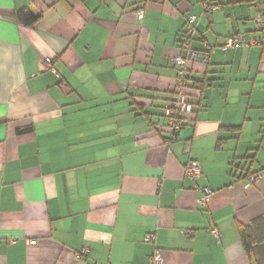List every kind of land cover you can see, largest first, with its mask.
I'll return each mask as SVG.
<instances>
[{"label":"crops","instance_id":"0c3cea01","mask_svg":"<svg viewBox=\"0 0 264 264\" xmlns=\"http://www.w3.org/2000/svg\"><path fill=\"white\" fill-rule=\"evenodd\" d=\"M210 2L218 10L0 0V264H150L155 248L163 264H250L239 229L264 223V29L253 26L264 0ZM22 10L41 15L34 27L17 22ZM192 15V47L210 60L189 66L194 110L167 144L162 108L175 98L172 58ZM232 33L258 44L222 49ZM203 188L212 194L199 207ZM255 256L264 264V240Z\"/></svg>","mask_w":264,"mask_h":264},{"label":"built area","instance_id":"2783aa9c","mask_svg":"<svg viewBox=\"0 0 264 264\" xmlns=\"http://www.w3.org/2000/svg\"><path fill=\"white\" fill-rule=\"evenodd\" d=\"M203 13H212L218 10V6L210 2V0H201ZM137 18H143V10H139ZM198 22L199 19L195 15L189 16L183 31L182 40L179 43V51L172 58V65L176 70L175 80V98L166 102L162 108V117L166 120L167 137L165 142L170 144L175 139L177 132L184 126L187 121V117L194 110L193 103L186 94V90L190 87L189 79V66L193 63L208 64L210 60V53L207 50H197L192 47V41L198 35ZM256 27L262 31L264 29V23L260 15L254 19ZM258 44L257 41H247L243 34H229L225 37L222 44V49L227 50L237 46H252ZM54 59L47 57L44 59V68L47 71H51L53 74H57L54 67ZM201 165L196 160H191L185 167V175L189 177L194 183L201 176ZM261 177V173H254L249 175L245 187H250L255 181ZM195 190L199 188L194 186ZM201 195L196 199V203L199 207H205L210 201L212 191L208 188L200 189ZM184 235L190 234L187 230L181 231ZM210 233L214 239L219 242L221 234L216 227L210 228ZM144 242L151 243L154 241V235L148 233L144 236ZM88 252V246L83 245L77 258L81 259ZM150 264H163V258L160 251L155 248L150 256Z\"/></svg>","mask_w":264,"mask_h":264},{"label":"trees","instance_id":"16d2710c","mask_svg":"<svg viewBox=\"0 0 264 264\" xmlns=\"http://www.w3.org/2000/svg\"><path fill=\"white\" fill-rule=\"evenodd\" d=\"M261 16V15H260ZM41 15H33L26 10L17 12L16 19L20 25L34 27L39 21ZM262 18V16H261ZM262 22L264 23L263 19ZM28 130V129H26ZM26 130H21L24 132ZM239 235L243 244L244 251L247 255L250 264H259L255 256V246H258L264 240V223L257 219L253 222L251 227H241Z\"/></svg>","mask_w":264,"mask_h":264},{"label":"rangeland","instance_id":"374dc122","mask_svg":"<svg viewBox=\"0 0 264 264\" xmlns=\"http://www.w3.org/2000/svg\"><path fill=\"white\" fill-rule=\"evenodd\" d=\"M255 19V18H254ZM254 19H253V26H254V31L257 33H261V31L256 27L255 23H254ZM206 35H209V33H206Z\"/></svg>","mask_w":264,"mask_h":264}]
</instances>
